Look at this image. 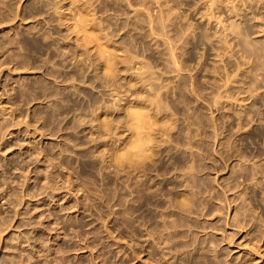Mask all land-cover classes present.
<instances>
[{"label": "rangeland", "instance_id": "1", "mask_svg": "<svg viewBox=\"0 0 264 264\" xmlns=\"http://www.w3.org/2000/svg\"><path fill=\"white\" fill-rule=\"evenodd\" d=\"M263 232L264 0H0V264H264Z\"/></svg>", "mask_w": 264, "mask_h": 264}, {"label": "bare ground", "instance_id": "2", "mask_svg": "<svg viewBox=\"0 0 264 264\" xmlns=\"http://www.w3.org/2000/svg\"><path fill=\"white\" fill-rule=\"evenodd\" d=\"M178 195H179V194H178ZM178 200H179V199H178ZM175 201H177V199H176ZM169 202H170V201H169ZM172 203H173V205L175 206L174 201H173ZM180 203H181V202H180ZM180 203H177V205H180ZM182 203H183V202H182ZM182 203H181V206H183V205L185 204V203H184V204L182 205ZM170 205H172L171 202H170ZM184 206H185V205H184ZM184 206H183V207H184ZM170 207H171V206H170ZM178 208H179V207H178ZM186 208H187V207H186ZM173 209H174V208H173ZM184 209H185V208H184ZM186 210H187V209H186ZM181 211H182V209H181ZM181 213H182V212H181ZM169 220H170V219H169ZM169 220H163V221H168V222H169ZM172 220H173V219H172ZM177 220H179V219H177ZM177 220H174V221L179 222V221H177ZM174 221H171V220H170V224L174 223ZM161 223H162V222H161ZM163 223H164V222H163ZM166 223H167V222H166ZM179 223H180V222H179ZM179 223H176V224H179ZM176 224H175V225H176ZM175 225H174V226H175ZM176 226H177V225H176ZM176 226H175V228H176ZM178 226H179V225H178ZM211 226H212V225H211ZM179 227H180V226H179ZM207 227H209V226H207ZM213 227H214V226H213ZM163 228H165V227L163 226ZM172 228H173V227H172ZM172 228H171V229H172ZM177 228H178V227H177ZM177 228H176V229H177ZM165 230H166V229H165ZM173 230H175V229H173ZM167 231H168V229H167ZM169 231H170V229H169ZM173 232H174V231H173ZM175 232H177V231H175ZM167 233H170V234H171L172 231H171V232H167ZM181 233H182V232H181ZM263 233H264V232H263ZM165 234H166V232H165ZM167 235H169V234H167ZM172 236H173V235H172ZM177 236H178V233H177ZM179 237H180V233H179ZM167 238H168V236H167ZM171 238H172V237H171ZM175 238H176V236H175ZM168 239H169V238H168ZM170 240H171V239H170ZM170 240H168V242L170 243V245H172V243L170 242ZM163 241H164V240H163ZM172 241H175V240L172 239ZM177 242H178V240L176 241V243H177ZM179 242H181V241H179ZM169 243H168V244H169ZM176 243L174 242V245H176ZM183 243H184V242H183ZM174 245H173V246H174ZM180 245H181V244H180ZM180 245L177 244L176 246H180ZM186 245H187V244H186ZM183 246H184V245H183ZM177 248H178V247H177ZM253 249H254V248H253ZM253 249H252V250H253ZM253 251H254V250H253ZM255 251H257V250H255ZM255 251H254V252H255ZM258 253H259V252H258ZM219 260H220V259H219ZM224 261H225V260H224ZM238 261H239V260H238ZM238 261H237V262H238ZM218 262H219V261H218ZM220 262H221V261H220ZM222 262H223V261H222ZM225 262H226V261H225ZM237 262H236V263H233V262H232V263H233V264H238L239 262H238V263H237ZM240 262H243V261L240 260ZM220 264H221V263H220ZM229 264H231V263H229ZM239 264H240V263H239ZM241 264H243V263H241ZM246 264H247V263H246Z\"/></svg>", "mask_w": 264, "mask_h": 264}]
</instances>
